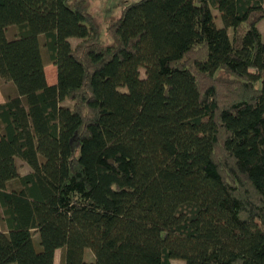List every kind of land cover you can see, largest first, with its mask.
Segmentation results:
<instances>
[{"label":"trees","instance_id":"1","mask_svg":"<svg viewBox=\"0 0 264 264\" xmlns=\"http://www.w3.org/2000/svg\"><path fill=\"white\" fill-rule=\"evenodd\" d=\"M261 21L139 0L105 42L89 0H0V264H264Z\"/></svg>","mask_w":264,"mask_h":264},{"label":"rangeland","instance_id":"2","mask_svg":"<svg viewBox=\"0 0 264 264\" xmlns=\"http://www.w3.org/2000/svg\"><path fill=\"white\" fill-rule=\"evenodd\" d=\"M89 1L91 4V13L94 15V17L97 19V21L99 22L101 26V39L102 41H105L107 39V41L105 42H109L110 39L107 38L108 36L107 29H108L109 22L112 21L113 19H117L120 17V14H121V11L124 5L129 4V3H134L139 0H89ZM212 13H213V16L215 17V24L217 25V27L221 28L222 24H221V21L219 20V15L217 11L213 10ZM259 29L261 31V35L263 36L264 21L261 22ZM14 33H15V29L11 27L8 29L7 35L8 37H12ZM228 34L231 37L232 35L231 30H228ZM69 41H70L72 48H75L76 45L80 42V40L78 39H70ZM40 45H41V54L43 57V61L45 64H48V56L43 46L44 37H40ZM140 77L141 79L145 78L143 69L140 70ZM120 91L126 92V89H120ZM63 105L67 107H71L72 103H70L69 101H65ZM16 164H17V169H18L20 176H24L31 172V169L24 162L17 159ZM19 188H20V185H19L18 180L11 181L7 185L8 190H18ZM2 230L3 229L0 226V231ZM34 239L35 241L38 240V236L36 234L34 235ZM60 256H61V251L60 250L56 251L54 264H61ZM84 258H85V261L88 263L93 262L94 260L93 253L89 249H86ZM170 264H184V262L173 260L170 262Z\"/></svg>","mask_w":264,"mask_h":264},{"label":"crops","instance_id":"3","mask_svg":"<svg viewBox=\"0 0 264 264\" xmlns=\"http://www.w3.org/2000/svg\"><path fill=\"white\" fill-rule=\"evenodd\" d=\"M261 22L257 26L258 29H259V26L261 25ZM12 37H9V38H12ZM44 71H45L47 83L49 85H55L57 82L56 68L53 65H50L48 63V64H45ZM16 94H17L16 88L12 83H6L0 80V104H3L6 101L7 97L15 96Z\"/></svg>","mask_w":264,"mask_h":264}]
</instances>
